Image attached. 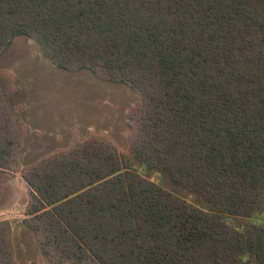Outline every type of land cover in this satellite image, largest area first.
Returning a JSON list of instances; mask_svg holds the SVG:
<instances>
[{
  "label": "trees",
  "instance_id": "trees-1",
  "mask_svg": "<svg viewBox=\"0 0 264 264\" xmlns=\"http://www.w3.org/2000/svg\"><path fill=\"white\" fill-rule=\"evenodd\" d=\"M21 35L139 97L125 150L91 133L21 166L0 73V171H20L44 258L264 264V0H0V55ZM0 264H17L8 220Z\"/></svg>",
  "mask_w": 264,
  "mask_h": 264
},
{
  "label": "rangeland",
  "instance_id": "rangeland-1",
  "mask_svg": "<svg viewBox=\"0 0 264 264\" xmlns=\"http://www.w3.org/2000/svg\"><path fill=\"white\" fill-rule=\"evenodd\" d=\"M0 73L15 91L13 105L25 131L21 166L91 133L108 136L120 150L126 149L128 113L139 100L127 87L101 81L88 70L54 68L36 42L24 35L0 55ZM152 174V180L163 184L160 173ZM27 201L20 171H0V221L11 225L16 263L54 264L43 257L22 224Z\"/></svg>",
  "mask_w": 264,
  "mask_h": 264
}]
</instances>
